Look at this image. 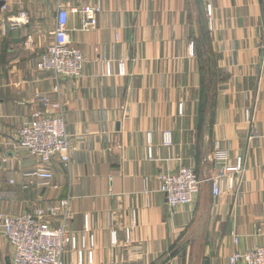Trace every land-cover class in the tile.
<instances>
[{"label": "crops", "instance_id": "crops-1", "mask_svg": "<svg viewBox=\"0 0 264 264\" xmlns=\"http://www.w3.org/2000/svg\"><path fill=\"white\" fill-rule=\"evenodd\" d=\"M1 1L14 15L26 13L29 24L0 31V212L31 214L68 199L63 264H78L72 237L77 249L93 247L92 264H230L235 252L264 246V0ZM58 6L70 11V46L86 59L75 82L38 69ZM89 12L96 25L82 31ZM4 19L0 8V24ZM202 55L215 70L203 89ZM104 59L109 77L100 74ZM119 61H125L123 76ZM39 96L63 106L69 165L57 157L42 164L14 148L17 129L41 110ZM246 109L258 135L250 141ZM167 130L169 149L162 146ZM217 150L226 159L215 161ZM238 156L244 161L239 191L214 200L204 183L192 204L168 210L161 175L182 166L208 178ZM35 170L52 173L50 186L29 184L23 175ZM12 253L0 235V264H10Z\"/></svg>", "mask_w": 264, "mask_h": 264}, {"label": "built area", "instance_id": "built-area-1", "mask_svg": "<svg viewBox=\"0 0 264 264\" xmlns=\"http://www.w3.org/2000/svg\"><path fill=\"white\" fill-rule=\"evenodd\" d=\"M1 11L5 14V21L0 24L2 35L29 24V16L26 13L20 12L14 15L9 12L8 5L5 3L2 5ZM69 12L58 6L55 27L51 33V43L40 57L38 69L51 73L56 80L70 79L75 82L83 75L86 59L79 49L70 46L67 27ZM71 12L74 13L76 10L73 9ZM206 14L208 17L211 16L209 6L206 9ZM95 25L93 18L83 20L81 30L94 29ZM191 47L189 46V52L192 51ZM260 50V73H263L264 45L260 47ZM190 54L192 55V52ZM117 66L119 76L125 75V61H119ZM100 67L102 76L113 75L109 61L104 59ZM36 100L41 106V110L32 113L30 120L17 129V147L27 151L41 163L48 164L57 157L61 163L69 165L70 139L65 128V115L61 102L52 101L44 96H39ZM178 113H182V105L179 106ZM250 113L249 109L245 110L249 125L253 124ZM257 137L254 125L249 126L248 140ZM162 146L168 149L172 148L171 132L166 131L162 134ZM148 156L152 157L150 147H148ZM224 159H226V153L217 150L214 160L222 161ZM243 163V158L238 156L234 165L216 167V174L208 178H199L191 168L179 167L175 172L159 177V191L164 196L166 206L171 212L175 207L192 204L204 183H209L211 195L215 200L223 193L239 191L244 172ZM23 176L29 179V184L39 187L50 186L53 177L49 171H30ZM8 183L12 184L14 181L10 179ZM2 198L3 195L0 194V200ZM69 220L68 199L37 208L31 214L7 215L0 212V235L13 249L10 264H63L62 254L67 244V223ZM55 221H59L60 226H52ZM112 243H117L115 232L112 233ZM234 243L237 244L236 238ZM92 248L86 252L83 243L81 249H77L76 239L71 238V249L76 251L78 264H82L84 257L88 264H92ZM229 262L230 264L238 262L264 264V246H257L243 253L235 252ZM106 264H114V262L109 261Z\"/></svg>", "mask_w": 264, "mask_h": 264}, {"label": "trees", "instance_id": "trees-1", "mask_svg": "<svg viewBox=\"0 0 264 264\" xmlns=\"http://www.w3.org/2000/svg\"><path fill=\"white\" fill-rule=\"evenodd\" d=\"M200 42L203 43V45H204L203 48H205L206 43H208L207 34H205V39L204 40L201 39ZM206 51L210 55V51H208V48ZM205 57H206V55H205ZM204 61H205V59L202 55L201 60H200V62H201V67H200L201 89L204 88V80H206V82L208 84L209 75L213 76V73L215 72L212 63L208 65L207 62L205 61V63H204Z\"/></svg>", "mask_w": 264, "mask_h": 264}, {"label": "rangeland", "instance_id": "rangeland-1", "mask_svg": "<svg viewBox=\"0 0 264 264\" xmlns=\"http://www.w3.org/2000/svg\"><path fill=\"white\" fill-rule=\"evenodd\" d=\"M0 1H1V0H0ZM208 6H209L210 9H211V6H210L209 4L206 5V9L208 8ZM211 16H212V10H211ZM211 16H209V19L211 18ZM201 20L203 21V18H201ZM202 26H203V25H202ZM203 29H204V28H203ZM191 45H192V47H191ZM262 45H264V43L260 44L259 49H260V47H261ZM189 46L191 47V50H192V51H190V52H192V55L190 54V56L192 57L193 54H194V53H193V49H194L193 46H194V43L191 42V43L189 44ZM260 55H261V50H260ZM260 57H261V56H260ZM180 105H182V104H179V105H178V111H179V106H180ZM182 112H183V108H182ZM178 114H179V113H178ZM181 114H182V113H181ZM181 114H179V115H181ZM244 114H245V112H244ZM250 117H251V119H252V112L250 113ZM245 119H246V115H245ZM246 122L248 123V120H247V119H246ZM252 122H253V120H252ZM248 124H249V123H248ZM252 125H253V124H250L249 126H252ZM65 128H66V122H65ZM167 131H168V130H167ZM66 132H67V131H66ZM164 132H166V131H164ZM164 132H163V133H164ZM168 132H170V131H168ZM163 133H162V134H163ZM67 134H68V133H67ZM171 134H172V133H171ZM68 136H69V135H68ZM148 136H149V138H150V135H148ZM16 143H17V142L15 141L14 148H15L16 150H20V151H23V152H26L27 154H29L27 151L18 148L17 145H16ZM148 143L150 144V139L148 140ZM172 145H173V140H172ZM70 151H71V149H70ZM147 155H148V148H147ZM29 156H31V155L29 154ZM31 157H32V156H31ZM152 157H153V154H152ZM152 157H151V158H152ZM32 158H34V157H32ZM148 158H149V156H148ZM151 158H149V159H151ZM34 159H36V158H34ZM36 160L39 161L38 159H36ZM39 162H40V161H39ZM40 163H41V162H40ZM42 164H44V163H42ZM181 167H182V166H181ZM176 170H177V169H176ZM176 170H175V171H176ZM35 171H38V170H35ZM175 171H173V172H175ZM194 172H195V171H194ZM171 173H172V172H171ZM7 215H10V214H7Z\"/></svg>", "mask_w": 264, "mask_h": 264}, {"label": "water", "instance_id": "water-1", "mask_svg": "<svg viewBox=\"0 0 264 264\" xmlns=\"http://www.w3.org/2000/svg\"><path fill=\"white\" fill-rule=\"evenodd\" d=\"M2 5H3V2L0 1V8L2 7ZM197 9H198V13H199L198 23H199L200 33H201L202 39L204 40L205 39V34H204L203 26H202L201 11H200V7H199V4H198V1H197ZM90 17H92V15L89 12V19H90Z\"/></svg>", "mask_w": 264, "mask_h": 264}]
</instances>
